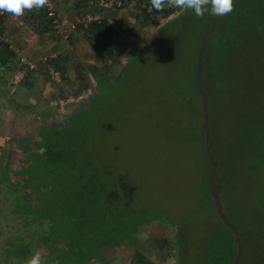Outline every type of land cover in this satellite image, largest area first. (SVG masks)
<instances>
[{
    "label": "rangeland",
    "instance_id": "obj_1",
    "mask_svg": "<svg viewBox=\"0 0 264 264\" xmlns=\"http://www.w3.org/2000/svg\"><path fill=\"white\" fill-rule=\"evenodd\" d=\"M71 1L76 6L69 5ZM71 1L51 0L47 7L56 15L53 30L48 32L30 28L28 20L34 18L26 17V12L19 18L8 15L4 21L7 30L2 37L14 49L15 57L0 65V264H24L34 252L41 254L45 264H64L63 256L73 251L58 240L54 257L40 239L54 212L34 222L38 212L30 214L28 207L40 205V196L47 200L54 193L50 188L55 173L46 176L48 172L43 170L45 165L53 168L59 158L55 143H64V135L69 141L66 146L73 148V133L69 132L72 118L78 133V158L83 161L89 155L95 165L80 173V186L86 182L91 188L96 186L100 198L107 202L96 215L110 217L109 209L113 210V227L118 230L122 226L131 236L113 249L103 246L92 254L84 249L88 240L96 248L111 217L97 219L90 228L86 224L89 222L83 221L80 241L84 246L79 264H138L136 252L155 264H176L174 240L180 241L175 234L177 228L190 244L195 229L207 230L204 208L209 207L211 198L207 195L208 162L200 136L183 139L189 135L184 130L190 129H183L176 113L168 110L164 89L168 79L164 76L177 69L173 78L182 76L181 69L190 65L197 36L203 33L210 14L196 17L189 13L188 26L195 28L193 35L184 29L164 45L162 28L179 9L153 17L143 11L145 1ZM92 20L105 23L108 38L115 44V61L95 54L85 39V28ZM8 30L13 32L6 37ZM180 40L185 48L175 47ZM173 49L178 50L176 59L181 66L165 73L162 57ZM42 159L50 162L43 163ZM262 162L257 161L253 172L244 170L241 176L238 169H225L228 182L220 197L224 213L234 225L236 216L253 221L252 216L264 210ZM74 182L70 178L60 184H64L62 197L77 191ZM218 186L220 190L219 182ZM226 194L231 197L229 211ZM84 200L80 196V201ZM24 205L20 215L16 208ZM82 213L92 216V212ZM95 223L97 234L91 229ZM258 223V219L253 221L249 247L243 254L249 264H264V236L259 237L264 223L261 227ZM108 238L119 243L113 232ZM164 238L169 244L161 249L158 244ZM195 254L193 247L186 249L184 264H190Z\"/></svg>",
    "mask_w": 264,
    "mask_h": 264
},
{
    "label": "trees",
    "instance_id": "obj_2",
    "mask_svg": "<svg viewBox=\"0 0 264 264\" xmlns=\"http://www.w3.org/2000/svg\"><path fill=\"white\" fill-rule=\"evenodd\" d=\"M140 1H145L146 3L143 8V11L148 13L146 15L153 17L156 15L164 16L167 14L170 15L173 11L171 7H165L163 11L158 12L152 8L151 0ZM233 3V11L225 16H218L212 32H209V28L213 15L208 17V23L204 26L203 33L197 36V47L193 58L190 60V65H183L184 67L181 69L183 72H180L182 76L179 79L173 78L178 69L172 73L174 69L181 66L177 63L176 59L178 50L173 49L168 53H164L162 57L164 64H161L166 67L165 73H172L164 76L168 79L165 82L164 88L166 91L168 110L176 113L175 115L178 121H182L181 125L183 129L187 126L190 129L188 131L184 130L189 134L188 138L183 137L185 141L189 138H197L200 136L199 138L206 155V161L208 162L205 179L207 182V195L211 198L209 207L212 210L208 212L209 207L204 208L205 211L207 210V218L204 222H207V226L209 225L208 229H205V231H203L204 228L195 229L193 233L198 234H194V239L191 241V244L186 236L185 238L184 236H180V231L177 233V228L175 234L179 235L181 242H175L174 240L176 264H184L186 249L189 251L192 247L196 254L190 264H207V261L212 264H233L237 252V244L230 228L216 214L210 191L211 186L208 181L209 174L213 169V160H217L213 180L216 182L219 197L222 187L224 189V186L228 182L225 169L230 168L235 172L238 169V176H241L244 170L253 172L257 161L263 163L262 161L264 160V0H233ZM48 9V7H45L38 11L26 12V17L30 16L34 18L28 20L30 28L36 29L40 27L42 32L53 30L52 23L54 22V14L56 15V13H50ZM189 13L191 11H186L182 14L179 11L177 14L172 15L168 24L162 28V34L165 39L163 41L164 45L168 40L173 41V38L177 34L179 35L181 31L184 32V29H188L191 36L193 35L195 28H192L193 26L191 25L188 26V23H190L187 19ZM8 15L7 13H0V65L2 66L8 64L15 57L14 49L2 37L7 30L4 21ZM153 19L158 18L155 17ZM197 23L198 20L196 26H199L200 24ZM25 25H27L26 21ZM105 29L107 28L103 21L98 22L97 20H92L85 28L84 36L95 54L106 55L108 59L115 61V53L112 50L115 44L110 41ZM12 32L13 30H8L6 34L8 36L6 37L11 36ZM204 36H206V42L201 60V79L198 81L195 73L196 55L200 47L201 39ZM175 47L185 48L186 45L182 46L180 40ZM145 49L146 47L142 48V52ZM142 54L138 55L140 56ZM182 59L184 62L185 57ZM132 61L133 59L123 67L125 68L130 65ZM148 65L152 67V64ZM168 84L170 85L168 86ZM203 90L207 98L210 132L209 146L205 144L203 132V112L201 106V91ZM222 123L224 124V128L222 127ZM72 126L73 128H71ZM71 127L69 132L72 131L73 133V136H71V145L73 148L66 146V143L69 141H67L68 136L64 135V143H55V146H58L59 158L55 164L53 162V168L44 166L43 171L48 172L45 174L46 176H51V173H55L53 184L50 188L54 190V193H48V195H52L47 200L45 196H40L38 198L40 205L38 206H27L29 207L30 214L35 210L38 212L34 219L32 218L34 222L37 218L46 217L49 213L54 212L53 220L48 225L49 228L43 231V234H40V239L46 249L52 253L59 250V247L56 246V241L58 240L64 246L70 245L73 251L63 256L64 264H79L80 251H83L81 247L84 246L80 241L81 237L84 236H80V224H83V221L87 220L89 223L86 224L90 228L97 219L99 220L100 218V220H103L102 218L107 217L109 219L111 217L107 229L102 232L103 238L105 236V239L102 238V241L96 243V248L88 240L89 243L84 249H88L87 252H91L92 254L95 250L103 246L113 249L131 236L126 231V228L121 226L120 228L117 227L118 230H116L113 227L115 226L114 224L112 225L113 210L109 209L110 217L96 215L97 211L99 212L107 206L106 200L104 201V198H100L99 190L95 188L96 186L91 188V184L88 182L84 186H80V173L82 171L92 170V167L95 165L90 160L89 155H86L83 161H80L78 158V150L75 148L79 145L77 142L78 133L74 131L75 122L73 118ZM182 133L184 132L182 131ZM57 139H60V137H57ZM44 159H42L43 163L50 162V160ZM37 165H42V162H37ZM9 166L10 163L5 167L9 168ZM235 175V177H238L237 174ZM70 178H74V183L78 184L77 191L76 189L75 191L71 190L70 192L73 193L72 196L71 193H67L66 197H62L64 184H60L62 182L67 183V180ZM218 182L221 185L220 190ZM80 196L85 200L80 201ZM230 201L231 197H228L226 194V207L228 211L230 210ZM22 208L25 209L26 206L16 208V211L20 215ZM82 211L92 212V216L86 217ZM61 215H64L61 218L63 223H61V220L60 222L58 221ZM235 219L236 224L234 225L228 218L237 229L243 245L239 264H249L246 259L247 257L243 258V254L249 247V233L253 229V221L258 219V226L260 227L264 223V210L260 215L252 216L253 221L251 219L242 220V218L239 219L237 216ZM77 220H80V222ZM97 223L98 225L101 224V222ZM97 223L91 228L96 234L98 233L96 228ZM61 224L65 225L61 227ZM59 227H61V232L59 230L58 233L57 229H60ZM197 230L200 231L197 232ZM110 232L114 233L119 243L109 240ZM260 236L261 238L264 236L263 228L259 230ZM168 244L169 241L164 238L158 246L163 249ZM78 252L79 256L77 254ZM54 257H56V253ZM85 257L87 258L88 256H84L83 259ZM136 257L138 264H155L140 252H136ZM103 261L106 260L104 259Z\"/></svg>",
    "mask_w": 264,
    "mask_h": 264
},
{
    "label": "clouds",
    "instance_id": "obj_3",
    "mask_svg": "<svg viewBox=\"0 0 264 264\" xmlns=\"http://www.w3.org/2000/svg\"><path fill=\"white\" fill-rule=\"evenodd\" d=\"M49 5V0H0V13L22 17L25 12L40 10ZM156 11L165 7L179 9L181 14L191 11L196 17H203L206 12L214 16H225L234 9L233 0H151ZM24 264H45L39 252H34Z\"/></svg>",
    "mask_w": 264,
    "mask_h": 264
},
{
    "label": "water",
    "instance_id": "obj_4",
    "mask_svg": "<svg viewBox=\"0 0 264 264\" xmlns=\"http://www.w3.org/2000/svg\"><path fill=\"white\" fill-rule=\"evenodd\" d=\"M217 18H218V16L213 15V19H212L211 24H210L209 32H212L214 30L216 22H217ZM205 42H206V36H204L201 39L200 47H199V49L197 51V55H196L195 73H196V78L198 81H200V79H201V60H202V53H203V50L205 48ZM201 106H202V112H203L204 140H205V144L209 146L210 145V132H209V122H208V114H207V98H206V94H205L204 90L201 91ZM216 165H217V160H213V169H212V171L208 177V181H209V184L211 186L210 191H211V196L213 198V205H214L216 214L223 221V223L226 224L230 228V230H231V232L235 238V241L237 244V252L235 254L233 264H239V260H240V257L242 255L243 245H242V242L240 241L237 229L228 220L226 214L223 212V207H222V203H221V200L219 197L218 188H217L216 182L213 180V175L215 172Z\"/></svg>",
    "mask_w": 264,
    "mask_h": 264
},
{
    "label": "crops",
    "instance_id": "obj_5",
    "mask_svg": "<svg viewBox=\"0 0 264 264\" xmlns=\"http://www.w3.org/2000/svg\"><path fill=\"white\" fill-rule=\"evenodd\" d=\"M54 1H56V0H54ZM71 1V0H70ZM69 3V5H71L70 3H72V1L71 2H68ZM58 6H65V4L63 5V4H58ZM71 6H76V4H74V3H72V5Z\"/></svg>",
    "mask_w": 264,
    "mask_h": 264
},
{
    "label": "built area",
    "instance_id": "obj_6",
    "mask_svg": "<svg viewBox=\"0 0 264 264\" xmlns=\"http://www.w3.org/2000/svg\"><path fill=\"white\" fill-rule=\"evenodd\" d=\"M51 5V0H49V5L48 6H50Z\"/></svg>",
    "mask_w": 264,
    "mask_h": 264
}]
</instances>
